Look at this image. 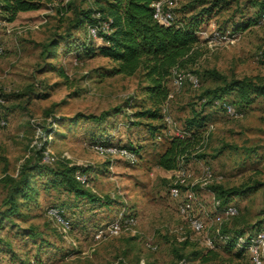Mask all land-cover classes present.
Returning <instances> with one entry per match:
<instances>
[{
	"label": "rangeland",
	"instance_id": "1",
	"mask_svg": "<svg viewBox=\"0 0 264 264\" xmlns=\"http://www.w3.org/2000/svg\"><path fill=\"white\" fill-rule=\"evenodd\" d=\"M39 1V8L18 12L13 21L5 20L0 9V116L7 120L0 126V211L6 209L4 179L16 177L27 161L53 169L79 167L74 177L77 171L86 176L83 182L76 179L93 200L52 186L49 173L32 176L30 197L3 219L0 264H178L188 257L192 264H252L247 254L225 249L215 231L264 230V92L251 94L249 102L235 90L218 97L205 92L222 84L209 70L227 79L264 83V23L258 22L264 0H216L204 15L194 32L197 60L180 70L181 84L174 83L173 75L167 81L169 95L161 110L163 115L165 108L171 123L138 116L151 107L142 70L104 75L112 60L77 51L83 41L102 43L98 36L89 37L86 25L74 26L80 10L96 7L93 0ZM176 1L179 18L187 7L194 5L191 11L197 12L215 0ZM186 4L191 5L183 9ZM52 40L56 44H48ZM192 75L198 77L196 85L190 82ZM102 111L108 115L88 117ZM195 113L204 120L193 154L202 157L192 154L180 165V172L191 176L181 194L173 196L175 170L158 166L157 157L170 136L191 130L185 121ZM149 122L163 127L152 135ZM100 142L134 147V161L99 154L93 145ZM47 155L54 158L47 160ZM204 167L212 179L192 187L191 216L204 222L197 232L178 204L186 185L199 179ZM215 185L250 188L223 199ZM229 205L237 210L233 216L224 213ZM51 207L61 210L68 228L49 213ZM123 213L133 215L135 223L123 225L118 235L95 237ZM209 239L215 256L192 259L193 250L211 247Z\"/></svg>",
	"mask_w": 264,
	"mask_h": 264
},
{
	"label": "trees",
	"instance_id": "2",
	"mask_svg": "<svg viewBox=\"0 0 264 264\" xmlns=\"http://www.w3.org/2000/svg\"><path fill=\"white\" fill-rule=\"evenodd\" d=\"M153 1L93 0L96 7L80 10L75 18L74 26L95 24L100 26L102 22H107L108 27L106 29L99 28L97 32L102 43L94 45L90 40L83 41L81 46L77 47V51L88 56L99 54L112 60L114 65L104 75H132L137 70H142L148 81L143 89L151 101V107L145 108L137 114L147 120L160 121L161 118L163 119L161 107L169 95L168 78L174 69L181 70L197 60L200 52L198 38L194 32L202 22L204 15L217 5V1H213L209 7H201L197 12L191 11L194 5L186 4L183 9L191 6L187 7L184 15L179 18L175 17L169 25L160 24L153 17L151 6ZM39 6V0H0V9L7 21H13L20 11L34 10ZM263 8L262 4L261 10ZM67 35L68 33L60 35V40L66 39ZM52 43L56 44L54 40L48 44ZM57 70L61 76L67 78L62 67H58ZM208 73L222 80L221 85L205 92L211 97H218L223 92L235 90L241 99L249 102L253 98L251 94L264 92V83H256L247 78L227 79L215 70H209ZM106 115H108V111H102L99 115L90 114L88 117L97 120ZM203 120L204 118L199 117L198 113L187 118L185 124L191 130L185 129L182 134L172 135L168 138V144L157 157V165L166 170H175L180 165L187 164L193 155L202 157L201 154L196 152L193 154V152L195 151V141L203 132V128H200L203 125ZM147 126L152 135L156 134L160 127H163L161 123L150 122L147 123ZM125 146L136 152L134 147ZM78 168L75 165H62L53 169L38 161H27L22 164L16 177L7 176L4 179L8 186V192L3 201L6 211H0V228L8 213L17 212L20 204L30 197L29 190L33 188L32 176L35 174L49 173V182L52 186L63 187L77 197L88 196L93 200V195L81 187L79 181L74 177V172ZM80 168L81 170L87 169L86 167ZM214 188L219 197L226 199L230 194H240L250 187L223 188L220 185H215ZM222 232L229 234L228 240L223 244L225 249H236L238 256L247 254L244 246H236L237 237L245 234L244 232L241 230L233 232L223 230ZM183 243L186 244V241ZM215 254L212 247L191 252L192 259L198 257L204 261ZM188 258L183 259L190 261Z\"/></svg>",
	"mask_w": 264,
	"mask_h": 264
},
{
	"label": "built area",
	"instance_id": "3",
	"mask_svg": "<svg viewBox=\"0 0 264 264\" xmlns=\"http://www.w3.org/2000/svg\"><path fill=\"white\" fill-rule=\"evenodd\" d=\"M153 8V17L156 21L163 25H169L174 21L175 18V8L177 6L176 0H154L151 3ZM258 22L264 23V8L260 11L258 16ZM108 27L107 22H102L100 26L97 24L95 25H88V35L91 37H96L99 28L106 29ZM2 53V48L0 47V54ZM173 81L176 84H181L184 80V75L180 72V70L174 69L172 72ZM190 82L193 85L198 83V77L196 75H192L190 77ZM226 111L228 113L233 112V108L231 105H225ZM163 119L165 123H171L172 119L170 115L165 113V108L163 107ZM7 124V120L0 116V126H4ZM93 148L99 154H107V155H120L128 159L129 162H133L135 159L134 151L126 147L125 145L120 144H111V143H96L93 145ZM47 160H52L54 157L47 155ZM175 185L171 187L170 193L173 196H179L181 194V186L185 185V179L191 176L190 172L182 171L180 172L179 168L175 169ZM76 178L80 181H84L86 176L79 171L76 173ZM212 179V172L208 167L203 168V173L199 179H196L186 185L184 189V198L178 204V211L181 215L187 217L190 221V226L194 231H201L204 228V222L202 219L198 217L191 216V209H192V199H193V191L192 187L195 184H200L203 186L208 180ZM49 213L56 218L58 222L63 225V229L69 227V222L67 219H64L61 214V210L56 207H51L49 209ZM224 213L226 216H233L237 213V210L234 206L229 205L225 208ZM124 220V221H123ZM135 223V219L133 215L123 213V215L118 216L113 221L108 223L105 227L99 228L96 233L95 237L100 238L104 237L105 235H118L119 232L122 230L123 225H133ZM216 235L219 236L223 241H227L229 238V234L226 232H222L220 228L216 229ZM209 245L212 247V241L208 240ZM236 246L241 247L244 246L246 249L247 255L250 259L252 264H264V230L259 229L253 232H248L243 234L242 236L237 237ZM178 264H192L190 261L180 260Z\"/></svg>",
	"mask_w": 264,
	"mask_h": 264
}]
</instances>
